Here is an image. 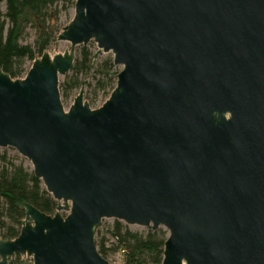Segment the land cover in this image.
I'll list each match as a JSON object with an SVG mask.
<instances>
[{
    "label": "water",
    "instance_id": "water-1",
    "mask_svg": "<svg viewBox=\"0 0 264 264\" xmlns=\"http://www.w3.org/2000/svg\"><path fill=\"white\" fill-rule=\"evenodd\" d=\"M57 39L24 78L0 71V149L58 202L25 205L0 264H112L104 219L166 230L162 264H264V0H76ZM90 43L122 70L100 108L83 85L66 111Z\"/></svg>",
    "mask_w": 264,
    "mask_h": 264
},
{
    "label": "trees",
    "instance_id": "trees-1",
    "mask_svg": "<svg viewBox=\"0 0 264 264\" xmlns=\"http://www.w3.org/2000/svg\"><path fill=\"white\" fill-rule=\"evenodd\" d=\"M75 2L0 0V71L14 80L24 78L28 72L27 65L41 58L54 42L61 12L74 8ZM29 27L36 29L33 45L21 43ZM93 48L94 45L81 48L76 55L74 70L60 81V94L65 100L74 97L82 85H86V98L95 105L102 98L108 99L115 89L119 72L115 70L112 58L105 59L92 74ZM26 204L49 216L55 214L58 206L19 156L0 154L1 240L12 241L20 235ZM167 237L168 232L164 229L138 232L115 221L104 233H100V226L97 228L96 245L101 256L108 261L111 256L124 252L123 264H162ZM19 258H16V264H20Z\"/></svg>",
    "mask_w": 264,
    "mask_h": 264
},
{
    "label": "rangeland",
    "instance_id": "rangeland-1",
    "mask_svg": "<svg viewBox=\"0 0 264 264\" xmlns=\"http://www.w3.org/2000/svg\"><path fill=\"white\" fill-rule=\"evenodd\" d=\"M73 16H74V8H70V9H68V11H62L61 12V14L59 16V20L57 22V26L59 28V31L55 37L54 42L52 43L51 47L47 51L51 56H55V54H63L67 50H70L71 45L67 42H59L57 37L62 32V30L71 22V20L73 19ZM35 37H36V29L33 27H29L26 31V34L21 39V43L33 45L34 41H35ZM92 45H94L93 49L96 52V46L94 43H90L86 47H91ZM83 47H85V46L76 47L75 55H77L78 51ZM108 58H112V54H104V55H101L98 59L94 60L93 65H92V74H95L96 69H98L99 66L101 65V63L105 59H108ZM29 66L31 67L30 63L27 65L28 70L30 69ZM114 68L117 72H120L122 70V67H116L115 66ZM62 80H63V77L60 78V81H62ZM88 80H91V79H88ZM78 93H79V91L76 92L75 96H77ZM87 94H88V89L86 88V85H85V99L84 100L89 103L90 107L93 110L100 108L107 100V98H102V99H100V101H98L97 104L91 105L89 100L86 98ZM75 96L72 97L71 99H68V100H65L61 96L62 104H63L64 109L66 111H68L70 106L73 104ZM3 153H7L10 156H19L20 160L24 163V166L26 168L32 170L31 163L27 159L21 157L14 149H12V148L0 149V154H3ZM61 214H62V216L65 217V216H67L68 213L62 212ZM114 223H115V220H113V219L102 220V222L100 224V233H104L106 231V229L109 226L113 225ZM130 229H132L133 231H138V232H147L150 228L147 229V228H141V227H130ZM21 260H22V258H19V261H21ZM109 262L112 264H123V252H119L118 254L111 256L109 258Z\"/></svg>",
    "mask_w": 264,
    "mask_h": 264
},
{
    "label": "built area",
    "instance_id": "built-area-1",
    "mask_svg": "<svg viewBox=\"0 0 264 264\" xmlns=\"http://www.w3.org/2000/svg\"><path fill=\"white\" fill-rule=\"evenodd\" d=\"M124 253V252H123ZM20 258H22V260L20 261V264H22V262H24V261H26L27 260V258L26 257H24V256H21Z\"/></svg>",
    "mask_w": 264,
    "mask_h": 264
},
{
    "label": "flooded vegetation",
    "instance_id": "flooded-vegetation-1",
    "mask_svg": "<svg viewBox=\"0 0 264 264\" xmlns=\"http://www.w3.org/2000/svg\"><path fill=\"white\" fill-rule=\"evenodd\" d=\"M17 257H18V256H17ZM17 257H16V258H17ZM19 257H20V256H19ZM15 260H16V259H15Z\"/></svg>",
    "mask_w": 264,
    "mask_h": 264
},
{
    "label": "bare ground",
    "instance_id": "bare-ground-1",
    "mask_svg": "<svg viewBox=\"0 0 264 264\" xmlns=\"http://www.w3.org/2000/svg\"><path fill=\"white\" fill-rule=\"evenodd\" d=\"M21 257V256H20Z\"/></svg>",
    "mask_w": 264,
    "mask_h": 264
}]
</instances>
